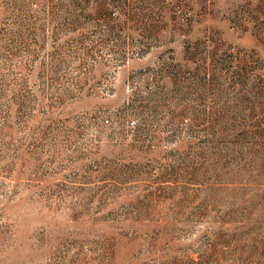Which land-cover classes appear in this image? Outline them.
<instances>
[{"label": "rangeland", "instance_id": "374dc122", "mask_svg": "<svg viewBox=\"0 0 264 264\" xmlns=\"http://www.w3.org/2000/svg\"><path fill=\"white\" fill-rule=\"evenodd\" d=\"M0 264H264V0H0Z\"/></svg>", "mask_w": 264, "mask_h": 264}, {"label": "trees", "instance_id": "16d2710c", "mask_svg": "<svg viewBox=\"0 0 264 264\" xmlns=\"http://www.w3.org/2000/svg\"><path fill=\"white\" fill-rule=\"evenodd\" d=\"M112 19V18H111Z\"/></svg>", "mask_w": 264, "mask_h": 264}]
</instances>
